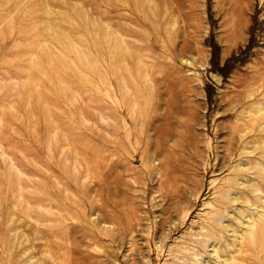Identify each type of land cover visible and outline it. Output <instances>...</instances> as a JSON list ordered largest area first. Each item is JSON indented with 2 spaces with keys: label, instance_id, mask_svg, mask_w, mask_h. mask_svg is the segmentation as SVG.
Instances as JSON below:
<instances>
[{
  "label": "rangeland",
  "instance_id": "374dc122",
  "mask_svg": "<svg viewBox=\"0 0 264 264\" xmlns=\"http://www.w3.org/2000/svg\"><path fill=\"white\" fill-rule=\"evenodd\" d=\"M263 166L264 0H0V264H264Z\"/></svg>",
  "mask_w": 264,
  "mask_h": 264
},
{
  "label": "bare ground",
  "instance_id": "6f19581e",
  "mask_svg": "<svg viewBox=\"0 0 264 264\" xmlns=\"http://www.w3.org/2000/svg\"><path fill=\"white\" fill-rule=\"evenodd\" d=\"M16 1V0H15ZM264 167V166H263ZM258 188V187H257ZM260 213V212H259ZM262 216H264V215H261V213L258 215V217H262ZM249 218V217H248ZM262 221V220H261ZM246 223V222H245ZM258 223L256 222V220L254 219V218H252L251 217V219H250V222L248 223V225H247V232H249V235L248 236H250V239H247L245 242H247V244H249L248 242H251L250 244H253L254 245V247H252L253 249L255 248L256 249V251H255V253L258 255V256H260V253L264 250V235H260L259 233H258V230L256 229V225H257ZM261 231V230H260ZM245 236V235H244ZM242 237V236H241ZM248 238V237H247ZM244 239H246V238H243V240ZM250 240V241H249ZM247 244H245V245H247ZM250 244H249V246H250ZM252 246V245H251ZM250 246V247H251ZM249 247V248H250ZM243 248H245V247H243ZM249 248H247V249H249ZM240 249H242L241 248V246H240ZM213 251V250H212ZM218 251H216V253H217ZM232 252H230V254H231ZM192 255V254H191ZM231 255H233L234 256V254H231ZM257 256V257H258ZM263 256H264V254H263ZM229 258H230V256H228ZM228 257H226V258H228ZM224 258V257H223ZM232 258V257H231ZM236 258V257H235ZM241 258V257H240ZM259 258V257H258ZM222 259V258H221ZM233 259V258H232ZM242 259V258H241ZM241 259H240V261L239 262H241ZM190 260V259H189ZM227 260V259H226ZM236 260V259H235ZM235 260H233V261H235ZM246 260V259H245ZM260 260V259H259ZM259 260H258V262H259ZM192 261V260H191ZM225 261V260H224ZM232 261V262H233ZM238 261V260H237ZM228 264H229V262L228 261H226ZM245 262V261H244ZM244 262H243V264H244ZM222 263V262H221ZM231 263V262H230ZM236 263V262H235ZM195 264H199L198 262H196ZM210 264V263H209ZM241 264V263H240Z\"/></svg>",
  "mask_w": 264,
  "mask_h": 264
}]
</instances>
